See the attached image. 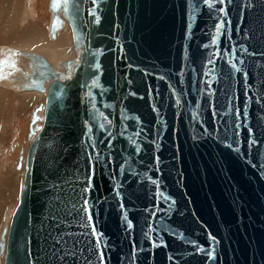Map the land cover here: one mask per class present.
<instances>
[{
	"label": "water",
	"instance_id": "water-1",
	"mask_svg": "<svg viewBox=\"0 0 264 264\" xmlns=\"http://www.w3.org/2000/svg\"><path fill=\"white\" fill-rule=\"evenodd\" d=\"M50 9L75 55L25 54L47 95L4 264H264V0Z\"/></svg>",
	"mask_w": 264,
	"mask_h": 264
},
{
	"label": "rangeland",
	"instance_id": "rangeland-1",
	"mask_svg": "<svg viewBox=\"0 0 264 264\" xmlns=\"http://www.w3.org/2000/svg\"><path fill=\"white\" fill-rule=\"evenodd\" d=\"M2 5L11 10L9 17H5ZM0 19V51L4 49L0 52V81L11 78L12 67H2L3 61L9 57L10 63L13 62L8 49L30 51L33 48V52L43 54L52 63L67 58L68 53H73L69 58L75 55L69 24L56 39L50 36V0H0ZM11 72L14 80L20 82L22 72L18 68ZM8 86L0 82V239L3 229L9 227L19 200L33 114L46 99L44 93L21 92L14 88V84ZM3 259L0 254V264Z\"/></svg>",
	"mask_w": 264,
	"mask_h": 264
},
{
	"label": "bare ground",
	"instance_id": "bare-ground-1",
	"mask_svg": "<svg viewBox=\"0 0 264 264\" xmlns=\"http://www.w3.org/2000/svg\"><path fill=\"white\" fill-rule=\"evenodd\" d=\"M66 26H68V23H66L65 24V26H64V28L66 27ZM63 28V29H64ZM62 29V30H63ZM62 30H60V31H58V33H57V35H56V38L58 37V34L62 31ZM56 38H53V39H56ZM4 49H2L0 52H2ZM8 51H9V53H10V56L11 57H14V59H13V62L12 63H10V61H9V63L8 64H2L3 66V68H7V66H11L12 67V69L13 70H11V71H14V69L15 68H18V70H20L21 72H22V74L23 75H21V80H20V82H18V81H15L14 80V76H13V73L10 71V77L11 78H5V79H2L0 82H2V83H4V84H6V86H8V87H12L13 86V84H14V88L16 89V90H18V91H21V92H25V91H36V92H41V91H37V90H26V89H24V84L28 81L27 79H28V74H30L31 73V71H30V61H29V59H28V57L25 55L27 52H33V51H25V50H22V49H8ZM12 53H15V55H12ZM73 54V53H72ZM72 54H67V58H65V59H58V60H56V62L55 63H52V64H54V66L55 67H57V68H59L60 67V64H61V62L62 61H64V60H67V59H71V58H69L68 56H70V55H72ZM75 54V53H74ZM73 58V57H72ZM20 64H19V63ZM15 65L14 67L12 66V65ZM19 65V66H18ZM21 65V66H20ZM17 72V70L14 72V73H16ZM1 73V72H0ZM5 73V72H4ZM6 73H7V71H6ZM9 76V75H8ZM41 93H44L45 95H47V93L46 92H41ZM38 111L40 112V114H38ZM39 116H41V115H43V110L42 109H36V111H35ZM34 112V113H35ZM33 116H34V114H33ZM37 123H40V121H38ZM32 141V140H31ZM30 141V142H31ZM30 142H29V144H30ZM25 158H26V156H25ZM3 255V258H5V254H2ZM3 264H4V259H3Z\"/></svg>",
	"mask_w": 264,
	"mask_h": 264
},
{
	"label": "snow or ice",
	"instance_id": "snow-or-ice-1",
	"mask_svg": "<svg viewBox=\"0 0 264 264\" xmlns=\"http://www.w3.org/2000/svg\"><path fill=\"white\" fill-rule=\"evenodd\" d=\"M211 2H212V0H204V3L205 4H209V6H211ZM220 2L222 3L223 0H220ZM219 11L223 12L224 10L221 8ZM98 19L99 18L97 17V22H98ZM222 26H223L222 24H217L216 25L217 30H219ZM12 55H15V53H12ZM9 59L4 60L3 63L4 64H8L9 63ZM12 66L14 67L15 65L13 64ZM233 67H235V65H233ZM236 70L239 71V69H236ZM89 131H90V129H89ZM85 191H87V189H85ZM87 205H88V201L87 200H84V208L82 210L86 213V219H87L88 224H91L92 216L90 214H88L89 210H88ZM125 220L127 221V217L126 216H125ZM127 226L129 228H131L132 225H131L130 222H127ZM92 235L93 236H96L97 235L96 230H95L94 227L92 228ZM95 243H96L97 248H99L100 243H101V240L99 238H97ZM99 255L101 257V264H103V253L101 252V253H99ZM208 255L211 258V255H212L211 252H209Z\"/></svg>",
	"mask_w": 264,
	"mask_h": 264
},
{
	"label": "crops",
	"instance_id": "crops-1",
	"mask_svg": "<svg viewBox=\"0 0 264 264\" xmlns=\"http://www.w3.org/2000/svg\"><path fill=\"white\" fill-rule=\"evenodd\" d=\"M1 9H3L4 10V15H5V17L6 16H10L11 15V10H7L6 9V5L4 6V5H2V7H1ZM1 20V19H0ZM29 50V49H28ZM34 49L33 48H31V50L30 51H33ZM10 58V57H9ZM8 58V59H9ZM13 59H14V57H13ZM9 61H11V59H9ZM10 77V76H9Z\"/></svg>",
	"mask_w": 264,
	"mask_h": 264
}]
</instances>
